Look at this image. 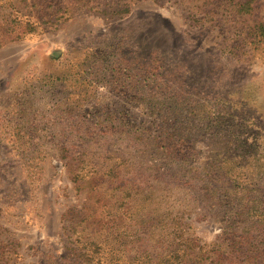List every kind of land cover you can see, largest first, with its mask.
<instances>
[{
  "label": "rangeland",
  "instance_id": "1",
  "mask_svg": "<svg viewBox=\"0 0 264 264\" xmlns=\"http://www.w3.org/2000/svg\"><path fill=\"white\" fill-rule=\"evenodd\" d=\"M0 0V264H264V0Z\"/></svg>",
  "mask_w": 264,
  "mask_h": 264
},
{
  "label": "trees",
  "instance_id": "2",
  "mask_svg": "<svg viewBox=\"0 0 264 264\" xmlns=\"http://www.w3.org/2000/svg\"><path fill=\"white\" fill-rule=\"evenodd\" d=\"M234 6L237 12L241 14H247L253 9L251 0H246L242 3H235ZM258 26L261 27V30H264V24H259Z\"/></svg>",
  "mask_w": 264,
  "mask_h": 264
}]
</instances>
